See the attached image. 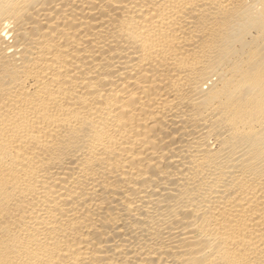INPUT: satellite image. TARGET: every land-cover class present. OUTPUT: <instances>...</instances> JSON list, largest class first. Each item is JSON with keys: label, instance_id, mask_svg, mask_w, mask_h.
Returning <instances> with one entry per match:
<instances>
[{"label": "bare ground", "instance_id": "1", "mask_svg": "<svg viewBox=\"0 0 264 264\" xmlns=\"http://www.w3.org/2000/svg\"><path fill=\"white\" fill-rule=\"evenodd\" d=\"M0 264H264V0H0Z\"/></svg>", "mask_w": 264, "mask_h": 264}]
</instances>
